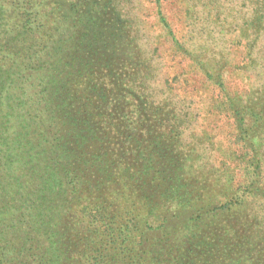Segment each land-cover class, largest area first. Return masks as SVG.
<instances>
[{"label": "trees", "instance_id": "trees-1", "mask_svg": "<svg viewBox=\"0 0 264 264\" xmlns=\"http://www.w3.org/2000/svg\"><path fill=\"white\" fill-rule=\"evenodd\" d=\"M131 25L119 0H0V264H264V112L224 97L238 151L195 172Z\"/></svg>", "mask_w": 264, "mask_h": 264}, {"label": "rangeland", "instance_id": "rangeland-1", "mask_svg": "<svg viewBox=\"0 0 264 264\" xmlns=\"http://www.w3.org/2000/svg\"><path fill=\"white\" fill-rule=\"evenodd\" d=\"M196 4L197 0H119L150 62L145 77L147 92L155 103L166 100L173 111L189 114L182 122L184 139L204 154L201 165L207 166L194 171H206L218 179V166L227 161L231 151H238L235 126L229 111L220 105L222 99L252 101L257 112H264V33L251 34L253 30L247 25L255 21L252 0H214L213 6L201 4L195 9ZM261 21L264 25V15ZM240 27L249 34L248 39H237ZM249 40L253 41L252 47L248 46ZM184 43L196 50L194 54L204 47L205 61L214 71L211 80L196 66L197 62L178 51ZM220 82H224L230 96L220 91L223 87L216 86Z\"/></svg>", "mask_w": 264, "mask_h": 264}]
</instances>
